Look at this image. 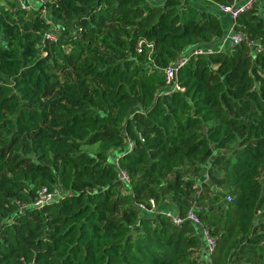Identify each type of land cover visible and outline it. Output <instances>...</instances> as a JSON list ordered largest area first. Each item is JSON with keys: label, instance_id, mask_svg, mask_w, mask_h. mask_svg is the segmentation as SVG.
Listing matches in <instances>:
<instances>
[{"label": "trees", "instance_id": "16d2710c", "mask_svg": "<svg viewBox=\"0 0 264 264\" xmlns=\"http://www.w3.org/2000/svg\"><path fill=\"white\" fill-rule=\"evenodd\" d=\"M45 1L37 12L0 4V264H203L196 226L137 207H162L165 194L180 216L206 209L211 264H264V19L254 8L237 19L262 50L191 57L169 91L162 69L223 38L194 0ZM53 27L66 32L49 43ZM127 139L124 186L110 161ZM189 161L227 195L203 197L178 171ZM41 188L61 194L37 210Z\"/></svg>", "mask_w": 264, "mask_h": 264}, {"label": "built area", "instance_id": "2783aa9c", "mask_svg": "<svg viewBox=\"0 0 264 264\" xmlns=\"http://www.w3.org/2000/svg\"><path fill=\"white\" fill-rule=\"evenodd\" d=\"M34 5H32L28 0H18V8L24 11H34L36 6H42L45 4V0H33ZM237 1V0H236ZM236 1L231 5H217L219 11L225 15H228L230 18V27L227 34L220 41L219 46L209 47V46H196L190 49H187L181 55H179L175 60L171 61L169 65L162 69V73L164 76V86L167 90H179V87L176 83V74L179 69L185 66L189 58L191 57H199V56H210L214 52H223L225 47L233 48L242 43H245L248 47H250L251 53L255 54L262 50V47L258 43L251 42L247 35L242 33L237 29V19L243 13L254 8L256 0H244L242 3L237 4ZM44 40L48 42L55 41L54 36L51 33L44 34ZM146 53V60L150 64L152 61L153 54V45L146 41H141L136 48L137 54H142L143 51ZM141 142L143 140L141 139ZM133 149V143L130 140H126V150L124 153L113 157L110 161V164L116 171V177L118 183L121 185L129 184V177L126 172L119 167V159L122 155L131 152ZM60 196L56 191H49L47 188H41L38 190L37 195L32 203V206L37 210L42 209L46 204H49ZM227 201H230V197H226ZM149 209L144 204H138L137 207L140 210L147 211L150 213H155L157 207L153 200H148ZM22 210V208H21ZM164 216L169 222L175 226H181L182 224H192L199 229L200 236L202 239V255L203 258L211 262V258L216 251V239L212 236V232L208 226L203 224L198 218L196 212L192 209H189L183 216H180L178 213L173 216L170 212H165Z\"/></svg>", "mask_w": 264, "mask_h": 264}, {"label": "rangeland", "instance_id": "374dc122", "mask_svg": "<svg viewBox=\"0 0 264 264\" xmlns=\"http://www.w3.org/2000/svg\"><path fill=\"white\" fill-rule=\"evenodd\" d=\"M7 1L8 0H0V4H4L6 5L7 4ZM32 5H34V1L33 0H28ZM16 4H18V0H16ZM39 7L36 6L35 7V12L39 11L38 9ZM41 15H43L44 13L41 12L40 13ZM222 24V23H221ZM65 30L64 29H61V28H51L50 30V33L54 36L55 38V41H56V38L58 35H62V34H65ZM223 36H224V33H223ZM220 40H222V38H220ZM53 41V43L55 42ZM50 43V42H49ZM58 74V78L60 80H63V77L64 75L61 74V73H56ZM86 151H95L96 150V147H92V148H84ZM225 156L228 155V153H224ZM197 170L196 173L194 172H191V169H195ZM202 167H200L198 164L197 165H193V162L189 161V162H186L180 169H178L179 172H182L183 176L185 178H187L190 182H193V184L198 187V191H202V196L203 197H212V196H215V195H220L221 198H224L227 194L225 193V190L224 189H221V188H216L215 186H213L210 182V177L207 176L208 175V170H209V165H207L205 167V169L202 171L201 170ZM170 178V176H168V179ZM201 184H204V187L201 188ZM157 190H160L159 187H157ZM54 191H56L57 193L61 194V192L59 191L58 188H55ZM170 197L171 195H164V198L162 200V204H164L162 207H158L156 212L154 214H150V213H142L141 214L143 216H155V214H164L165 212H170L173 216H175L177 214V211L175 209L174 206H172L170 203ZM208 201L207 200H204L203 204H207ZM192 210H194L197 214V212L199 211H203V212H206V209H204L202 207V205L198 204V203H194L191 207ZM255 221H256V224L264 221V219L261 217V215L259 213L256 214V217H255ZM244 242L242 241V244ZM202 252V251H201ZM201 257H202V254H201ZM203 259V257H202ZM203 261V264L205 262L209 263L208 261H205V260H202ZM211 264V262L209 263Z\"/></svg>", "mask_w": 264, "mask_h": 264}, {"label": "crops", "instance_id": "0c3cea01", "mask_svg": "<svg viewBox=\"0 0 264 264\" xmlns=\"http://www.w3.org/2000/svg\"><path fill=\"white\" fill-rule=\"evenodd\" d=\"M243 1L244 0H237L236 3L239 4V3H242ZM163 3H164V0H147L146 1L147 5L156 6V7L162 6ZM192 3L198 11L214 15L220 23V27L222 29V32L224 33V36L227 34L231 21L228 15H225L219 11V9L217 8V4H214L206 0H194ZM254 9L257 11L258 16L264 19V0H256ZM220 41H221L220 39L215 40L213 41V44L215 46H219ZM226 49H228V47H225L224 51ZM201 254L202 252L200 251V253H198V257L200 258L201 261L205 260L204 258L202 259L203 255L201 257ZM204 264H209V263L205 262Z\"/></svg>", "mask_w": 264, "mask_h": 264}]
</instances>
